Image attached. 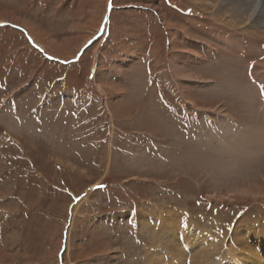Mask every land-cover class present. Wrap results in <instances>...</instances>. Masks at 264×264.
Masks as SVG:
<instances>
[{
  "label": "rangeland",
  "instance_id": "rangeland-1",
  "mask_svg": "<svg viewBox=\"0 0 264 264\" xmlns=\"http://www.w3.org/2000/svg\"><path fill=\"white\" fill-rule=\"evenodd\" d=\"M205 2L0 0V264H148L173 212L260 264L264 38Z\"/></svg>",
  "mask_w": 264,
  "mask_h": 264
},
{
  "label": "bare ground",
  "instance_id": "bare-ground-1",
  "mask_svg": "<svg viewBox=\"0 0 264 264\" xmlns=\"http://www.w3.org/2000/svg\"><path fill=\"white\" fill-rule=\"evenodd\" d=\"M202 1L205 2L206 0H202ZM225 1L228 3L224 1L222 2L218 1V4H215L213 3V1L207 0L204 3V7H209L214 9L213 17H212L213 19L216 18L217 14L220 13L226 14L227 15L226 17L230 18V22H228V24L231 26L238 27L244 24V25H250L251 29L253 30H255V28L261 29L260 33H257L256 31L254 34L256 35L260 34L259 36L261 37L262 35V38H264V0H246V1L225 0ZM242 1H245L244 3H242L243 5L252 4L251 7L250 8L246 7L245 8L246 10H244V8L239 9L238 11L232 13L231 11L234 9H230V5L234 6L235 4L241 3ZM246 11H251L250 18H244V17L241 18L242 16L241 13H246ZM181 71L183 72V70ZM191 76L194 78L196 77V75L195 74L192 75V73ZM263 127L261 129H263ZM161 216H163V214ZM183 222L185 223V217L184 215H181L179 213L173 212L170 215L166 214L163 217H159V219L155 223V227L160 228L159 229L160 232L163 234L164 238L168 240L169 245L167 244L164 247L156 246L154 249L150 250L149 258L147 261L148 264H212L211 257L210 255H207V251L210 248H214L216 246L218 247V245H216V241L218 240L213 239L211 237V234H206V232H203L202 230H198L197 228H195V226H190L187 223H185L184 225V229H186L185 230L186 232L181 237L180 236L181 233L179 234V232ZM240 231L241 230L234 231L233 234L230 235V240L229 238L227 239L228 241L226 242L225 245V248H227V252H225V254L222 252L224 256L218 259L219 261L218 264H240L238 261L243 259H244L243 264H245L247 261H249V258H252L249 253L251 252L253 245L251 243H248L246 239L249 240L254 239L255 235L253 236H250L248 234L242 235L240 234ZM258 235H260V237H264V234H258ZM244 236H246V239L243 238ZM181 238H183L186 247L182 245V242L180 241ZM240 239L241 242H238ZM200 245H201V249L199 248ZM205 257H208V259H206ZM260 258H261L260 264H264V256L260 255ZM250 264H254V263H250Z\"/></svg>",
  "mask_w": 264,
  "mask_h": 264
},
{
  "label": "snow or ice",
  "instance_id": "snow-or-ice-1",
  "mask_svg": "<svg viewBox=\"0 0 264 264\" xmlns=\"http://www.w3.org/2000/svg\"><path fill=\"white\" fill-rule=\"evenodd\" d=\"M262 93H264V89H262Z\"/></svg>",
  "mask_w": 264,
  "mask_h": 264
},
{
  "label": "crops",
  "instance_id": "crops-1",
  "mask_svg": "<svg viewBox=\"0 0 264 264\" xmlns=\"http://www.w3.org/2000/svg\"><path fill=\"white\" fill-rule=\"evenodd\" d=\"M169 108H171L170 106H169ZM170 110V109H169Z\"/></svg>",
  "mask_w": 264,
  "mask_h": 264
}]
</instances>
